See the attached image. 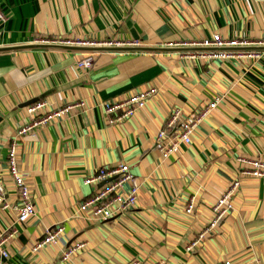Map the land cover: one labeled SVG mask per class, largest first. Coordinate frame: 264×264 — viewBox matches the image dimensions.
Listing matches in <instances>:
<instances>
[{"label":"crops","instance_id":"0c3cea01","mask_svg":"<svg viewBox=\"0 0 264 264\" xmlns=\"http://www.w3.org/2000/svg\"><path fill=\"white\" fill-rule=\"evenodd\" d=\"M0 12V160L27 121L26 106H73L18 140L16 159L34 215L15 224L18 235L0 264H264V177L241 175L239 169L248 166L237 164L240 156L264 160V61L191 57L206 50L167 46L214 33L227 40L264 38V0H0ZM43 38L174 50H8L45 44ZM87 54L93 55L92 68L78 70L77 61ZM150 86L157 94L143 110L122 124H107L103 101ZM214 98L217 108L197 126L190 144L161 159L155 137L169 112L178 108L186 117ZM117 163L127 164L138 179L135 208L107 221L80 212L96 187L83 180ZM3 179L7 200L15 204L12 182L6 174ZM236 179L232 210L198 248L187 250L210 220L217 197ZM190 198L195 208L186 214ZM16 217L14 210H0V231ZM57 223L64 226L62 242L31 253L44 230ZM64 243L83 247L62 261Z\"/></svg>","mask_w":264,"mask_h":264},{"label":"built area","instance_id":"2783aa9c","mask_svg":"<svg viewBox=\"0 0 264 264\" xmlns=\"http://www.w3.org/2000/svg\"><path fill=\"white\" fill-rule=\"evenodd\" d=\"M4 16L0 12V20ZM190 39V40H188ZM40 43L52 44L59 42L63 45L83 46L94 45V42L72 40V39H39ZM103 46H121L120 41H105ZM199 46V47H247L261 46L264 47V38L257 39L255 42L245 38L227 40L220 34H211L209 38L205 37L200 40H192V38L180 39L176 44H167L168 47L174 46ZM201 57L211 59H227V58H247L253 62L264 61V50H245V51H206L197 54ZM93 65V55L87 54L83 59L77 61L78 70H90ZM157 94V88L148 87L146 90L131 94L124 98H111L102 102L101 106L104 112L106 122L109 126L122 124L132 118L136 112L144 109L146 103ZM219 99L214 98L205 105L196 108L192 114L183 117L178 108H173L166 117L164 125L157 130L155 137V148L159 152L161 159L165 160L177 154L181 145H188L197 126L202 122L208 114L217 108ZM46 103L37 101L26 106L27 121L18 127L14 138L10 142L7 149V156L0 160V210H14L17 212L15 223L0 231V256L6 258L7 244L18 235L15 224H23L34 215V207L30 196L29 187L25 182V174L19 169L16 159V146L18 140L25 136L32 135L37 128L46 126L55 118L60 117L72 105L61 108H54L52 111H45ZM80 105H82L80 103ZM238 166L247 165V168L239 169L241 175H249L255 178L264 177V160L251 159L247 157L237 158ZM5 172V173H4ZM3 174L9 176L15 194L16 203H9L6 197L7 186L5 185ZM84 185H96L92 193L81 201L78 206L80 212H87L91 217L99 221H107L111 218L122 216L124 213L135 208L138 201L139 182L131 173L130 167L125 163H117L110 166H103L96 170L94 174L87 176L83 180ZM240 188L238 179L234 180L227 189L220 194L211 207V218L208 223L200 229L193 239L189 242L186 249L191 250L198 248L200 244L208 238L211 231L224 220V218L232 210L231 200L237 194ZM195 208L194 198H190L185 206V213L192 214ZM64 234V226L57 223L46 228L43 234L32 244L31 253H37L40 249L47 245H55L62 242ZM83 247V243L66 244L61 253V260L68 261L77 251ZM128 264H140L138 261H132ZM161 264V263H156ZM219 264H232L230 260H224ZM259 264V263H252Z\"/></svg>","mask_w":264,"mask_h":264},{"label":"water","instance_id":"95a60500","mask_svg":"<svg viewBox=\"0 0 264 264\" xmlns=\"http://www.w3.org/2000/svg\"><path fill=\"white\" fill-rule=\"evenodd\" d=\"M23 48H42V49H64V50H80V51H89V52H98V51H107V52H172L174 49H165V48H152V47H127V46H72V45H58V44H30L25 46H17L13 48H8V50H18ZM264 50V47L261 46H251V47H237V48H194V47H181L177 48L179 52H190V51H226V50Z\"/></svg>","mask_w":264,"mask_h":264}]
</instances>
